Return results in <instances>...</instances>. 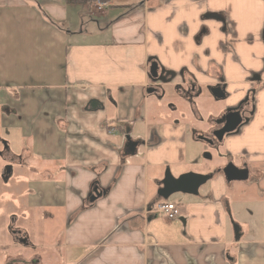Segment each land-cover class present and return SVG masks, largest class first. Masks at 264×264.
Returning a JSON list of instances; mask_svg holds the SVG:
<instances>
[{
  "label": "crops",
  "instance_id": "crops-1",
  "mask_svg": "<svg viewBox=\"0 0 264 264\" xmlns=\"http://www.w3.org/2000/svg\"><path fill=\"white\" fill-rule=\"evenodd\" d=\"M229 110L243 121L210 172L200 137ZM0 143L24 248L60 212L63 264H264V0H0ZM166 170L208 179L162 199Z\"/></svg>",
  "mask_w": 264,
  "mask_h": 264
},
{
  "label": "rangeland",
  "instance_id": "rangeland-1",
  "mask_svg": "<svg viewBox=\"0 0 264 264\" xmlns=\"http://www.w3.org/2000/svg\"><path fill=\"white\" fill-rule=\"evenodd\" d=\"M219 99L215 98V102L218 104L220 102ZM204 116H205V113H204ZM207 118H206V121L203 122V124L204 123L207 124V122H208ZM202 144H204V143H202ZM214 144H211V145L210 144H207V145L204 144L202 151L203 150H205V151L203 152V155L200 156V158H199V161H201L200 166L202 168H204L205 170L210 171V172H217L218 171L217 168L215 167V165L219 159H220L221 164L225 163V161H226L221 143L219 141H217ZM2 146L4 147V144L0 143V147H2ZM217 149H218V152H217ZM202 151H201V153H202ZM206 154H208L209 156L207 157ZM235 163L240 166L239 162L236 161ZM3 164H4V161L0 159V173H1V169H2ZM187 167L193 168V169L195 168L192 165V163H190L189 165L187 164ZM13 177L14 176L7 177V172L4 171V174H0V182H2V183H4V181L7 182V180L9 181ZM13 179H15V178H13ZM250 180H252L251 177H250ZM233 184H234L233 186H237V184H241V183L234 182ZM234 188L235 187L232 188V192H234ZM3 193L4 192L0 193V197L3 195ZM7 193H9V192H7ZM263 193H264V189H263ZM4 195H5V193H4ZM16 195L18 196V194H16ZM0 203H3L1 198H0ZM0 208H1V210H0V247H2V249L0 250V264H35L34 262H32L30 260L28 262H26L25 259L28 258V256L35 255L37 253L40 254L38 256V257H40V262H38L37 264H63L61 262V259H60L61 258L60 251H57V249L54 247V245H57V240H59V237L61 236V233L63 231V222L61 219L60 212H58L59 214L53 220L49 219L48 215L42 216L40 214L42 226L41 225H40V227L35 226L32 229V232H28V235L30 238L29 248H24L21 246V244H18L16 242V239H17L16 234L11 232V226L14 225L13 224V217L9 216L7 218V216H6L7 214L3 212V210L6 209V207L0 205ZM16 221H19V219L17 218ZM13 235H15L14 238L13 237L11 238V236H13ZM12 239H15V240H12ZM17 248H18V252H22V253H18L14 250ZM52 251L54 254L53 253L48 254ZM23 253H25L26 255H22ZM13 254H21V255L16 256V258H17L16 261H11L10 260L11 257H14ZM52 255H53V258L51 260L49 258H51Z\"/></svg>",
  "mask_w": 264,
  "mask_h": 264
},
{
  "label": "water",
  "instance_id": "water-1",
  "mask_svg": "<svg viewBox=\"0 0 264 264\" xmlns=\"http://www.w3.org/2000/svg\"><path fill=\"white\" fill-rule=\"evenodd\" d=\"M150 75L155 78L157 77V63L152 62L149 67ZM154 89L149 88L148 91L152 92ZM212 94L214 96L222 97V93L219 91V88H213ZM243 121L240 110H229L225 113L219 120L221 123V127L213 132V136L218 141H221L223 136L227 133L233 132ZM201 139L207 141L212 144L213 141L210 139H206L204 137H200ZM128 144L132 145L133 143L127 137ZM222 172L227 181H238L247 179V169L239 168L232 162L227 163L223 168ZM208 179L207 175L188 172L181 174L178 177H174L171 173L166 170L164 177L161 181V187L158 189V196L162 199H167L171 194L176 192L188 193V194H196L200 185H202ZM93 199L96 196H99V191L95 188L93 190Z\"/></svg>",
  "mask_w": 264,
  "mask_h": 264
},
{
  "label": "built area",
  "instance_id": "built-area-1",
  "mask_svg": "<svg viewBox=\"0 0 264 264\" xmlns=\"http://www.w3.org/2000/svg\"><path fill=\"white\" fill-rule=\"evenodd\" d=\"M153 210L163 214L168 220L177 219L180 215L179 207L172 202H156L153 206Z\"/></svg>",
  "mask_w": 264,
  "mask_h": 264
}]
</instances>
